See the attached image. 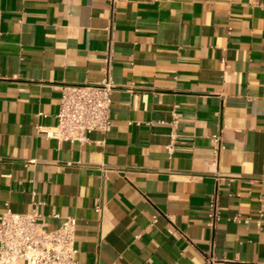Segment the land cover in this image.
<instances>
[{"label":"crops","instance_id":"obj_1","mask_svg":"<svg viewBox=\"0 0 264 264\" xmlns=\"http://www.w3.org/2000/svg\"><path fill=\"white\" fill-rule=\"evenodd\" d=\"M110 16L109 0H0V214L75 217L78 264H264V0ZM108 54L109 130L46 136L62 86L100 82Z\"/></svg>","mask_w":264,"mask_h":264},{"label":"built area","instance_id":"obj_2","mask_svg":"<svg viewBox=\"0 0 264 264\" xmlns=\"http://www.w3.org/2000/svg\"><path fill=\"white\" fill-rule=\"evenodd\" d=\"M118 1L109 0L110 31L113 29ZM111 68L112 57L108 54L100 82L62 86L59 122L56 127L46 130V136L83 144L89 141L91 132L109 130L112 123L111 93L115 88ZM222 131L223 128L212 138L216 158L224 147ZM169 149L172 150V147ZM100 171L101 177L107 179L109 169L100 167ZM217 199L216 192L210 198L209 224L212 228L220 219ZM39 205L40 202H34L28 212H14L7 208L0 214V264H78L77 219L73 216L63 217L53 210L51 217L61 219V223L57 228H51ZM102 206L98 204L95 210L100 212ZM153 222H156V217Z\"/></svg>","mask_w":264,"mask_h":264}]
</instances>
